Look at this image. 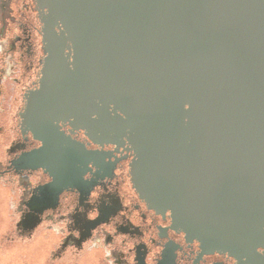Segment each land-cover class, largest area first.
Listing matches in <instances>:
<instances>
[{
    "label": "water",
    "instance_id": "obj_1",
    "mask_svg": "<svg viewBox=\"0 0 264 264\" xmlns=\"http://www.w3.org/2000/svg\"><path fill=\"white\" fill-rule=\"evenodd\" d=\"M35 2L43 58L22 125L54 196L92 155L68 125L131 150L136 191L187 240L264 264V0Z\"/></svg>",
    "mask_w": 264,
    "mask_h": 264
},
{
    "label": "flooded vegetation",
    "instance_id": "obj_2",
    "mask_svg": "<svg viewBox=\"0 0 264 264\" xmlns=\"http://www.w3.org/2000/svg\"><path fill=\"white\" fill-rule=\"evenodd\" d=\"M41 27L35 0H0V243L18 245L23 259L35 252V264H240L187 240L168 211L147 205L131 150L68 125L61 130L92 155L54 196L55 176L37 166L42 142L22 125L26 94L38 88Z\"/></svg>",
    "mask_w": 264,
    "mask_h": 264
},
{
    "label": "rangeland",
    "instance_id": "obj_3",
    "mask_svg": "<svg viewBox=\"0 0 264 264\" xmlns=\"http://www.w3.org/2000/svg\"><path fill=\"white\" fill-rule=\"evenodd\" d=\"M19 249V246L15 244L0 243V264H33L34 260H36L35 252H30L31 254H28V259H23L21 254H19L21 251ZM8 254L11 256H8Z\"/></svg>",
    "mask_w": 264,
    "mask_h": 264
}]
</instances>
